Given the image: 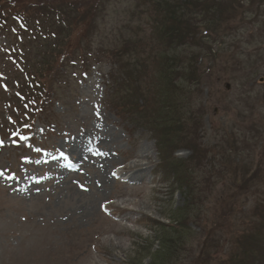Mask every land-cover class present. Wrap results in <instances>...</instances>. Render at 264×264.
<instances>
[{
    "label": "rangeland",
    "instance_id": "obj_1",
    "mask_svg": "<svg viewBox=\"0 0 264 264\" xmlns=\"http://www.w3.org/2000/svg\"><path fill=\"white\" fill-rule=\"evenodd\" d=\"M177 1L0 0V264H264V0H189L175 35ZM93 133L116 165L84 214L45 166Z\"/></svg>",
    "mask_w": 264,
    "mask_h": 264
},
{
    "label": "bare ground",
    "instance_id": "obj_2",
    "mask_svg": "<svg viewBox=\"0 0 264 264\" xmlns=\"http://www.w3.org/2000/svg\"><path fill=\"white\" fill-rule=\"evenodd\" d=\"M94 135L90 134H84L78 138H73L71 140L72 145L70 148H67L65 158H63L60 155V152H57L56 155L62 159L69 160V162H73L75 166H79L78 170L76 167L69 168V166H66V169L64 168L65 164L62 163L61 166H56L55 162L50 163V161H47L48 165L45 167L49 169V172L53 174L54 180H57V182L52 186L51 189H49V192H57L59 196L62 195L61 199L62 201H59L62 204H71L69 201H71L73 198H76L77 196H81L82 199V213L89 212V207L94 206V201H89L87 199L86 201V194H84L81 191H79L75 186L76 182L82 178L83 174V168H86L87 171L90 169L91 172L94 173V181L96 186L93 188V190H90L94 193L93 196L98 195L100 196L101 192H105L109 183L112 181V169L116 165L114 163V159L111 158L108 155V148L109 142L107 141L109 137L106 135H99L98 133H93ZM114 138H117L114 134ZM100 148L101 150L97 149ZM56 149V148H53ZM143 154L141 157L148 158L150 147H142ZM67 156V157H66ZM121 168V172L123 175L128 176V180L131 181L135 179H142L145 175V170L142 167V165L139 164H133L131 166H123L119 167L118 170ZM72 170L70 172H73L70 174L68 170ZM68 178V179H67ZM67 179V180H66ZM93 180V179H92ZM20 184L18 185L21 188H25V190L31 191L32 193H35L33 189L31 188V185L28 186L26 183V177L25 175L23 178L19 180ZM88 183V182H87ZM93 185V182H89V185ZM75 185V186H74ZM28 186V187H27ZM67 194L65 197L63 196L65 193ZM75 196V197H74ZM218 197V195H216ZM98 198V197H96ZM216 200V199H215ZM90 205V206H89ZM224 213V211H223Z\"/></svg>",
    "mask_w": 264,
    "mask_h": 264
},
{
    "label": "trees",
    "instance_id": "obj_3",
    "mask_svg": "<svg viewBox=\"0 0 264 264\" xmlns=\"http://www.w3.org/2000/svg\"><path fill=\"white\" fill-rule=\"evenodd\" d=\"M6 1H8V0H6ZM11 1H13V0H11ZM163 1H167V2H165V4L166 5H168V3H169V1H171V0H163ZM184 1V2H183ZM183 1H177V5L179 6V7H177V8H170V10H168L167 11V13H165L164 12V19H162V21H161V23L160 24H163L164 23V21H166V26H164V30L165 29H167V27H169V26H171V24H172V32L173 33H175V35L179 32V30L181 29V28H184L183 27V25H184V22H183V20H180L176 15V13H178L180 16H188L190 13H191V11H193V12H197V11H200V8L202 7V4H200V3H198V4H195V6L194 5H192L191 3H190V1L188 0V2L187 1H185V0H183ZM222 2H225L224 0H221ZM218 2H220L219 0H218ZM221 2V3H222ZM65 5H67V9L70 11V12H66V11H64V13H62V11H61V9H59L58 10V8H59V6H58V4H56L55 5V8L54 9H51V10H58L57 12H59L60 11V15H63V17H58V16H60V15H55V14H51V15H44L43 16V20H46L45 22L42 20V25L43 24H45L46 22H48V23H50L52 20H54L56 17H58V22H59V25L61 26V28H63V29H65L67 26L69 27V25H70V23H69V21H68V23H64V21L66 20V19H70V18H72V16H73V12H72V9H73V7H74V5H75V3L74 2H71V1H69V2H66V3H64ZM169 5H171V3L169 4ZM217 5H221V4H219V3H216L215 5L213 4V6H212V8L213 7H215V6H217ZM76 11V10H75ZM67 13V14H66ZM171 16H174V17H171ZM173 20L172 21V23H170V24H168L169 23V20ZM42 29H43V26H42ZM41 29V30H42ZM55 34V33H54ZM56 35V34H55ZM46 36V35H45ZM203 36V35H202ZM46 38V37H45ZM46 41L47 42H49V39L48 38H46ZM55 44V43H54ZM56 45H57V43H56ZM51 46V45H50ZM112 54H117V51H115V52H113ZM178 95V94H177ZM172 260H171V254H166V255H158V254H156V259H155V262L153 263V264H172Z\"/></svg>",
    "mask_w": 264,
    "mask_h": 264
},
{
    "label": "snow or ice",
    "instance_id": "obj_4",
    "mask_svg": "<svg viewBox=\"0 0 264 264\" xmlns=\"http://www.w3.org/2000/svg\"><path fill=\"white\" fill-rule=\"evenodd\" d=\"M26 127H29V125H25ZM0 143H2V141H0Z\"/></svg>",
    "mask_w": 264,
    "mask_h": 264
}]
</instances>
